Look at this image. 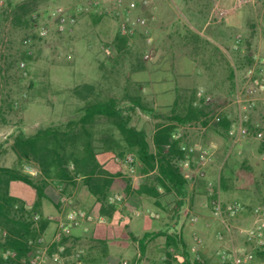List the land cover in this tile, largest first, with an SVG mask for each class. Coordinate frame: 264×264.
Masks as SVG:
<instances>
[{"label": "rangeland", "instance_id": "374dc122", "mask_svg": "<svg viewBox=\"0 0 264 264\" xmlns=\"http://www.w3.org/2000/svg\"><path fill=\"white\" fill-rule=\"evenodd\" d=\"M95 1L98 5L89 7V3ZM115 1L2 0L0 166L20 167L26 173V165H19L12 150V137L19 131L31 135L41 128L63 129L69 121H77L82 108L93 102L115 98L124 115H130V125L147 134L163 120L134 107L135 101L162 116L184 114L186 107L181 99L169 112L161 101H169L177 86L186 81L181 76L196 69V62L189 55L178 54L190 49L183 47V42L189 39L196 44L193 50L199 51L192 56L200 67L209 62V57L220 56L227 74L233 71L234 78L226 80L212 68V75L199 79L194 90L195 102L197 92L202 91L210 96L211 103L202 107L209 114L208 126L203 129L205 126L200 122L186 135L188 139L193 137L189 147L194 149L195 158L193 161L183 159L184 164L188 163V167L182 168L193 189L189 194L194 202L187 219L197 215L212 221L207 208L212 192L219 193L224 202H241L247 208L264 204V105L259 103L241 114L235 104L236 94L246 87L249 70L255 69L258 73L257 58L264 57V0H152L148 4L143 3L145 0H123V7L133 21H145L135 26L132 36L126 37V45L119 39L122 36L119 20L114 15ZM161 2L164 8L170 6L179 16L178 25L172 24L169 30L157 26ZM57 8H63L76 18V24L65 32L59 31ZM81 8L84 10L79 11ZM14 16H19L21 22ZM41 27L47 29L43 36L39 31ZM167 30L173 32L171 48L157 44L158 34H162L159 37L163 42ZM179 33L184 34V38ZM237 38L240 43L236 45ZM147 39H151V43ZM25 40L28 43L25 44ZM201 41L223 46L225 51L214 52L211 47L201 49ZM176 59L181 63L177 71L172 69ZM158 61L160 63H156ZM261 97L264 98V93ZM223 115L229 116L232 123H237L240 116L244 118L248 135L238 141L231 139L217 125V117ZM87 130L101 166L106 169L117 166L130 185H136L139 165L136 160L131 166L127 164L126 156L132 153L125 148L112 120L97 117ZM75 131L79 133L81 128L77 126ZM81 143L82 140L79 149ZM154 176H149L150 185L155 182ZM32 177L39 179V171ZM49 184L62 197V202H89L90 193L81 179L65 188L55 181ZM12 188L23 199L30 198V191L24 185L13 183ZM118 196L119 192L113 191L109 197L116 200ZM249 219L251 221V214L247 211L230 220L232 238H245L239 228H249Z\"/></svg>", "mask_w": 264, "mask_h": 264}, {"label": "trees", "instance_id": "16d2710c", "mask_svg": "<svg viewBox=\"0 0 264 264\" xmlns=\"http://www.w3.org/2000/svg\"><path fill=\"white\" fill-rule=\"evenodd\" d=\"M14 17L18 23L21 22L19 16ZM119 39L123 45L128 43L124 36ZM233 78L234 72L231 71L229 79L232 81ZM134 107L155 119L163 120L156 125L151 143L147 140L145 131L130 125V115H124L115 98L86 105L82 108L80 118L77 121H69L63 129L41 128L31 135L19 131L12 137V150L19 165H34L39 171V179L23 172L20 167L0 166V264H21L22 260L30 258L36 252L38 247L36 241L48 225V220L40 212L42 202H60L62 199L61 196L53 197L46 194L45 190L50 181H55L65 188L81 179L87 191L98 202H108L113 191L124 196L134 193L130 181L117 166L113 165L112 169L101 166L98 151L92 145L91 134L87 130V126L92 125L97 117L112 120L125 148L134 155L141 174L155 173L152 187H140L135 193H145L156 198L161 189L166 193L173 192L177 196L184 195L187 179L179 162L185 159L186 154L174 130L177 125L197 122L206 126L208 112L198 105H190L184 114L172 113L170 116H162L138 100L134 102ZM217 125L227 132L231 122L225 116H221ZM77 126L81 128L79 133L75 131ZM80 140L82 143L79 149ZM1 155L0 150V157ZM13 183H20L34 192V203L30 208L17 193L13 192ZM35 216L39 217L38 221L34 220ZM159 237L165 240L168 258H173L179 264H202L190 259L187 247L179 234L168 231L145 234L139 241L141 252L145 240ZM170 248H173L177 255H171L168 252ZM6 251L14 252L15 256L4 258L3 253Z\"/></svg>", "mask_w": 264, "mask_h": 264}, {"label": "crops", "instance_id": "0c3cea01", "mask_svg": "<svg viewBox=\"0 0 264 264\" xmlns=\"http://www.w3.org/2000/svg\"><path fill=\"white\" fill-rule=\"evenodd\" d=\"M158 12V27L167 28L169 30L172 24L175 26L178 25L179 16L176 15L175 11L170 6L164 8L161 2ZM168 30L164 35L165 40L163 42H160V39L163 38L159 37L162 36V34H158L157 44L171 48L172 45H174V43H172L173 32ZM178 35L184 38V34L179 33ZM201 43V49L211 47L214 49V52H219L220 50L223 52L225 51L223 46H213V44H209L208 42L204 43L203 41H201ZM195 45L196 44H193L192 40L189 41L188 39L187 43L183 42V47L185 50L187 48L190 49L178 52L181 56L189 55L192 61L196 62V69H193L189 74L181 76V78L186 79V81L181 86H177V90L173 94L174 96L169 101H161L163 105H166L163 107L168 112L174 110L179 99L185 102L186 110L190 105H195L197 101L195 102L193 93L195 88L199 85L198 80L210 77L212 75L210 74L212 68L217 69L224 79L227 80L230 78L231 72L227 74L226 68H224L225 62H221L220 59L223 58L220 56L209 57V62L200 67L199 61L192 56L193 53H199V51L193 50ZM156 63H160V61ZM172 63V69H176V71L181 69L179 66L181 63L178 59L174 60ZM155 98L158 100L157 96ZM170 115L171 114H168L167 116ZM223 116L232 124V120L229 116ZM198 123L200 122L182 126L177 125L178 127L174 130V134L176 137L180 138L182 146H190L193 137L192 139H188L189 136L187 137L186 135L190 130L197 127L196 125ZM205 128L206 126L203 129ZM155 129L156 127L150 134H147V140H150L149 143H151L152 134ZM262 146H264V144H262ZM152 151H154V148ZM189 158H192V161L195 159L193 155ZM182 162L183 163H179L181 167H188V163L184 164V160ZM152 174L155 175L154 172L149 174L140 173L137 177L138 183L136 185H131V189L134 193L128 196L119 193L120 196H118V198L120 200L115 203L98 202L91 194L88 196L89 202H62V199L60 202H42L40 212L42 216L48 220V225L41 237L45 241L52 240L58 221L65 217L71 207H74L91 213L96 218L102 219L101 223L86 224L83 227L73 229L70 236L65 240L68 251L71 252L74 249H81L83 251V262L85 264H179L173 258L167 257L165 240L163 237L145 240L143 243V252H141L139 241L145 234L157 231H168V233L179 234L187 247L191 260H193L196 255H199L203 259L204 264H221L218 256L220 251L238 249L250 256V260L246 264H264V249H255L254 245L248 242L246 238H242V240L236 238L235 240L230 234L225 235V231L219 221L212 216H210L212 218L211 222L205 221L203 216L199 217L197 215H191L188 221L186 215L194 203L191 194H189V191L193 189L191 185H189L188 179L183 196H177L173 192L166 193L161 191V189H159V196L156 198L145 193H135L139 191L140 187H152L148 180L149 176ZM29 191L30 198H28V200L20 196L21 199L25 201L28 208L33 205L35 199L34 192H31V190ZM145 191H147V189ZM45 192L48 196H58L52 184L46 187ZM252 218L251 215V221L250 219L248 221L251 224L254 222ZM244 226L246 225L244 224ZM218 228L220 230L216 231ZM245 228L240 227L239 229L241 231ZM196 231L200 236V243H197L193 238V234L197 233ZM218 232H222L226 238L222 241H218L216 239V234ZM175 255H177L176 251ZM165 257H167V259H165ZM45 264L60 263L50 256L47 258Z\"/></svg>", "mask_w": 264, "mask_h": 264}, {"label": "built area", "instance_id": "2783aa9c", "mask_svg": "<svg viewBox=\"0 0 264 264\" xmlns=\"http://www.w3.org/2000/svg\"><path fill=\"white\" fill-rule=\"evenodd\" d=\"M150 1L152 0H145L143 3L148 4ZM0 4H2V0L0 1ZM97 5L98 2L96 1L89 3V7H95ZM84 9L87 10L88 8L86 7ZM84 9L81 8L79 11ZM114 15L119 20L120 35L124 37L132 36L135 26L137 24L143 25L145 22L143 20H138L137 22L133 21L129 12L123 7V0L115 1ZM56 21L60 32H65L76 24L75 16L67 14L63 8H57ZM39 31L40 35L43 36L46 34L47 29L41 27ZM147 42L151 43V39H147ZM24 43H28V40H25ZM235 43L236 45L239 44L240 38H237ZM257 59V64L259 66L258 73H255V69L249 70L246 87L235 96V104L241 114L256 108L259 103L264 105V98L261 97L262 93H264V57ZM21 67H24L23 63H21ZM197 98L198 101L195 105L200 107H206L211 103L210 96L202 91L197 92ZM218 119L219 117H217V123ZM245 121L246 120L240 116L239 121L237 123H232L227 131L228 136L234 141L242 140L248 135V128L245 125ZM182 150L185 151L186 159L194 153V149L190 147L182 146ZM201 159H204V155L201 156ZM262 159L264 171V153ZM134 160L135 158L133 154L126 156V162L130 166ZM24 169L26 173L31 176H36L38 174V170L31 165H26ZM130 171H132V168ZM185 178L188 179V176L185 175ZM116 200L119 201L120 199L116 198ZM116 200L113 198L109 199L110 203H115ZM207 208L209 209L211 216L219 221L226 234L231 233L230 220L248 211L252 215L254 222L249 228L242 229L241 233L248 242H251L254 245L255 249H264V204L247 208V206L241 202H224L221 200L219 193L212 192L207 203ZM151 216L154 217L153 215ZM34 220L38 221L39 217L35 216ZM101 222V218H96L91 213L71 207L65 217L58 221L52 240L45 241L42 237H39L36 241L38 244L36 252L30 258L22 260L21 264H45L47 258L50 256L60 264H85L83 262V251L81 249H74L71 252L68 251L65 240L70 236L73 229L83 227L86 224ZM193 238L197 243L201 242L198 234L194 233ZM216 239L218 241L224 240L223 233L218 232L216 234ZM168 252L175 256V250L173 248L168 249ZM14 256L15 253L11 251L3 253L4 258H13ZM218 256L221 264H246L250 260L248 254L243 253L238 249L222 250L219 252ZM165 259H167V257H165ZM193 260L202 264L204 263L199 255H196Z\"/></svg>", "mask_w": 264, "mask_h": 264}]
</instances>
